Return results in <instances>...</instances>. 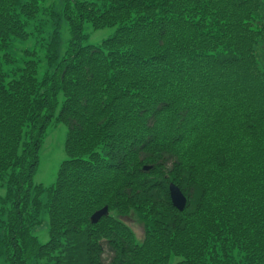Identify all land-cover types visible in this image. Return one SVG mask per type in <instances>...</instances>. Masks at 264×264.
I'll list each match as a JSON object with an SVG mask.
<instances>
[{
    "label": "trees",
    "instance_id": "16d2710c",
    "mask_svg": "<svg viewBox=\"0 0 264 264\" xmlns=\"http://www.w3.org/2000/svg\"><path fill=\"white\" fill-rule=\"evenodd\" d=\"M58 2L0 0L3 264H264V0Z\"/></svg>",
    "mask_w": 264,
    "mask_h": 264
},
{
    "label": "rangeland",
    "instance_id": "374dc122",
    "mask_svg": "<svg viewBox=\"0 0 264 264\" xmlns=\"http://www.w3.org/2000/svg\"><path fill=\"white\" fill-rule=\"evenodd\" d=\"M55 3L59 5L58 0H55ZM115 28V26H103L101 28L92 29L89 25H87L85 32L89 33V42L100 44L102 39L113 34ZM60 35L62 37V42L60 44L59 51L63 49V42L67 39V30L63 21L60 24ZM65 132L66 126L62 123L51 126L49 129L48 136L45 139L44 148L41 150L40 163L34 174L33 180L35 182H41L46 186L53 183L56 170L60 162L65 157L63 148ZM131 224L137 236H141L142 228L136 217H134V221ZM47 227L48 223L45 217H43L40 224L34 227L35 232L41 233L40 238L42 240L47 239ZM0 264H3V261L0 260Z\"/></svg>",
    "mask_w": 264,
    "mask_h": 264
},
{
    "label": "water",
    "instance_id": "95a60500",
    "mask_svg": "<svg viewBox=\"0 0 264 264\" xmlns=\"http://www.w3.org/2000/svg\"><path fill=\"white\" fill-rule=\"evenodd\" d=\"M170 195L174 206L177 207L178 209H182L185 205L186 199L177 186L170 184ZM107 213H108V208L105 205L104 207L97 210L91 215V221L96 222L102 215H106Z\"/></svg>",
    "mask_w": 264,
    "mask_h": 264
}]
</instances>
